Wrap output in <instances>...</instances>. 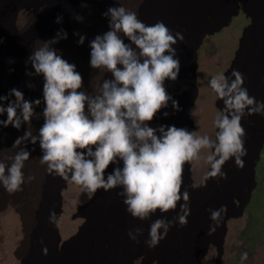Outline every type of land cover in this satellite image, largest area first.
Segmentation results:
<instances>
[{
	"label": "clouds",
	"instance_id": "9594fccd",
	"mask_svg": "<svg viewBox=\"0 0 264 264\" xmlns=\"http://www.w3.org/2000/svg\"><path fill=\"white\" fill-rule=\"evenodd\" d=\"M143 3L144 0H138L136 10H132L118 0L117 6H109L102 13L108 20V30L89 41V65L101 73H111L112 79L91 84L94 95L84 90V77L78 66L64 58L62 49L52 47L68 39V32L61 28L48 40L37 38L40 46L27 57L25 64L31 62V69L26 67L25 74L42 78V98L26 99L18 88H11L7 95L0 94V117L6 115V119L0 118V132L9 126L17 130L28 126L11 147L0 148V187L12 195L35 179L34 175H26L24 169L35 151V147L29 150L28 145L39 143V163L47 166L45 171L79 186L88 201L101 189L107 192L121 188L117 195L123 197L122 203L134 219L147 221L161 213L152 220L149 238L144 241L148 248L155 249L172 227L178 224L183 228L189 223L191 199L184 188L185 165L199 160L203 150L211 149V154L204 156L210 166L205 181H226L228 173L223 167L233 158L235 166L244 169L248 149L242 120L246 116H264V100L258 101L249 94L244 73L233 68L230 75L221 72L208 82L224 104L213 121L217 129L215 139L175 124L151 126L169 102L171 114L183 110L168 92L166 81L179 78L181 60L174 45L185 37L181 32L173 34L162 20L154 24L141 20L139 9ZM81 6L88 7L86 0H81ZM62 19L58 15L56 22ZM74 19L84 21L79 14ZM73 35L79 37L78 45L87 39L86 34L78 31ZM12 62L10 59L9 63ZM27 87L34 89L35 84ZM42 103V110L37 112ZM40 114L43 123L34 134L31 125ZM169 115L163 112L164 117ZM3 139L0 136V143ZM12 148L19 151L8 155ZM110 166L112 170L108 171ZM190 187H207V183ZM207 211L213 221L207 232L211 236L229 208L222 204ZM169 212L177 214L169 219L164 215ZM48 221L57 223L54 209L49 211ZM143 234L142 227L128 231V237L137 244ZM40 242L43 244V240ZM42 253L49 254L46 245ZM248 259L247 252L241 254V264Z\"/></svg>",
	"mask_w": 264,
	"mask_h": 264
},
{
	"label": "bare ground",
	"instance_id": "6f19581e",
	"mask_svg": "<svg viewBox=\"0 0 264 264\" xmlns=\"http://www.w3.org/2000/svg\"><path fill=\"white\" fill-rule=\"evenodd\" d=\"M86 2L88 3L87 8L81 6V0H56L55 2L49 0L43 2L42 0H37V2L0 0V41H2L0 43V87L4 84V80L12 81L8 71L10 70L9 61L12 60V46L14 47V45L20 43L27 47L26 56L23 58L26 66L25 61L33 48L40 46L36 43L37 38L41 40L49 39L50 28L56 25L58 15L63 17L62 26L59 29L63 28L68 32V39L61 40L53 47H59L64 52L80 47V54L78 55L83 54L85 62L87 58L90 59V56L87 57L88 53H86L89 51L88 46L78 45L77 40L79 37L73 35V33L78 31L81 34H86L85 43H89L95 35L107 31L108 27L98 25V27L86 28L85 20L90 17V13L96 7L98 0H86ZM46 6H49L51 10L50 15L44 23L38 26L31 39L22 43L18 27H22L25 22L28 25L31 24L32 15L38 14L40 9ZM241 12H244L251 19V24L244 30L240 51L226 75H230L233 68L244 73L246 78L245 87L248 88L249 94L258 101H262L264 100V0H144V6L139 12L141 20L147 24H154L156 21L162 20L173 31V34L181 32L185 37L183 42L174 45L181 60L179 78L175 82L166 81L168 92L179 101L183 110L171 114L173 109L171 102H169V107L158 113L153 123L162 119V121H167L166 125L175 124L177 127H186L191 131L196 130L191 119V109L198 96L196 75L198 50L206 36L229 26ZM77 14L84 17L83 22L74 19ZM86 63L87 65L83 64L82 66V64L76 62L78 71L92 72L89 62ZM29 66L30 62L27 63L26 67ZM36 78L39 82L36 81ZM20 80V78L13 80L14 88L22 90L26 99L34 100L38 96L37 89L42 87V78L38 76L30 78L31 84L37 82L33 91L28 87L25 88L23 84H19ZM0 94L2 93L0 92ZM217 106L221 110L224 107L223 101L219 100ZM164 111L169 112L170 115L164 117ZM0 118L6 119V115ZM242 124L247 131L245 146L248 149V155L244 157L246 161L245 168L242 170L237 168L234 158L229 160L223 167V170L228 173V179L226 181L220 180L217 183L222 186L223 191L219 192L217 190L203 198L190 197L191 215L186 227L181 228L177 224L170 229L167 238L162 240L158 247L155 249L148 248L144 241L149 238L150 224L152 220L160 217L161 213L157 212L147 221L134 219L122 203L123 197L117 195L122 189H112L108 191L107 195L97 199L99 201L97 209L93 206V212L89 209L87 211L88 218L92 223V231L88 245L76 255L79 264H134L132 261L130 262L131 257L133 255L137 257L142 253L156 255L161 264H200L201 259L206 255L212 244L217 245L219 252L222 253L227 234V221L243 215L257 186L256 168L264 149V116H246L242 120ZM14 129V127L9 126L0 132V136L2 134V137H4L2 143H0V148H5L6 140ZM191 170L192 164H186L184 183L188 184L189 187L193 185ZM48 181L46 186L39 184L38 189H34L32 193L29 192L36 197L35 201L38 208H41L45 215L42 216L44 233L35 235V232L31 231L32 233L28 232L29 234L26 237L27 242L31 244L30 252L32 254L28 258L27 264H73L71 259L73 255L61 258L57 257L56 253L52 255L49 253L47 256L42 253V248L45 245L48 247L45 242L47 236L50 237V231L55 229V225L50 224L48 221L49 212L47 210L51 205V201L55 200V212L57 214L62 212L61 190L67 186V183L59 177L54 178L51 176ZM236 183L238 185L234 187ZM1 188L0 204L10 201L21 205V194L16 192L9 195L3 187ZM201 188L203 187H199V189ZM236 201L239 202L238 208L235 207L237 205ZM222 204L228 205V214L222 220L216 233L209 236L207 232L213 221L209 219L210 213L207 209H217ZM178 211L179 209H177ZM176 214L175 212H169L164 215L171 219ZM136 227L144 229L139 244L128 237V231ZM41 240H43V244H41ZM186 255L188 259L183 260Z\"/></svg>",
	"mask_w": 264,
	"mask_h": 264
},
{
	"label": "rangeland",
	"instance_id": "374dc122",
	"mask_svg": "<svg viewBox=\"0 0 264 264\" xmlns=\"http://www.w3.org/2000/svg\"><path fill=\"white\" fill-rule=\"evenodd\" d=\"M27 1L37 2V0ZM43 1L48 0H42V2ZM49 1L55 2L56 0ZM122 2L126 7H131L132 10H136L138 0H122ZM117 3L118 0H98L96 7L90 13V17L85 20L86 28L90 29L94 26L98 27V25H106L108 27V20L102 16V13L106 11L109 6H117ZM143 6L144 3L141 7L143 8ZM141 7L139 12L142 10ZM42 8L43 11L40 10L38 14L32 15L33 19L31 24L28 25L27 22H25L23 25L24 27H18L22 43L30 40L36 33L38 26L44 23L46 18L50 15L51 10L49 6ZM250 24L251 19L248 18L244 12H241L233 19L229 26L224 27L222 30L212 35L206 36L198 50V68L196 71L198 96L191 109V119L196 127L195 131L200 135H209L211 138L215 139L217 129L213 121L216 114L221 110L217 106L219 99L209 87L208 82L212 76L221 72L226 74L231 69L233 62L236 60L237 53L240 51L244 30ZM61 26L62 22L56 23L55 26L50 28L49 39L56 35ZM83 46H88L87 48L89 51L86 53H88L87 57L88 55L90 56L89 43L86 42ZM56 48L60 49L59 47ZM75 48L74 50L69 49L67 52L63 51L64 58L75 64L77 62L82 64V66L83 64L87 65L86 62H89L88 60L90 59L87 58L85 62L83 54L78 55L80 54V47ZM26 49L27 47L20 43L14 45V47L12 46V61L14 62L9 63V67L15 71L10 72V70H8L9 77L12 81L4 80V84L0 87V92L3 95H7L9 90L15 87L13 80H16V78L21 79L19 84H23L25 88L30 84V78L33 76L25 74L26 66L24 65L23 59L24 56H26ZM27 68L29 70L31 69V62L30 66ZM80 72L84 77L86 86L84 90L88 92L89 95L95 94L91 84L102 81L103 79H112L111 73H101L96 69H92V72L87 73L86 71ZM36 81L39 82L37 78ZM31 90L33 91V89ZM37 90L38 96H36V98H42V87ZM42 108L43 103L40 108H37V112H40ZM166 122V120L162 121V119H159L154 123L152 121L151 126L158 128L159 125L165 124ZM42 123V114L33 119L31 130L34 134ZM27 127L28 126L25 124L22 125L21 130L14 129L6 140L5 148L11 147L15 139L23 135V131ZM21 147H23V145H21ZM33 147H35V151L31 153L32 158L25 162L24 171L26 175H34L35 179L30 184L26 183L22 185L23 190L17 192L21 194L22 197L21 205L10 201L0 204V264H27L28 258L32 256L30 252L31 244L26 240L29 234L28 232H35V235L37 233H44L42 216L45 215V212L43 213L41 208H38L35 201L36 197L29 192L32 193V191L38 189L40 185L46 186L52 175H48L45 171L46 165H41L39 163V157L42 155L39 143L34 146L31 144L28 145L29 150ZM18 151V148H12L7 154L14 155ZM211 152V149L203 150L201 158L192 162L191 171L193 185L199 186L206 182L205 177L210 170V166L204 160V156L210 155ZM110 169L111 166L108 171H110ZM207 181V187L201 189H199V187L195 189L190 188L188 184L185 183L184 188L190 192V197L193 198H203L217 190H219V192L223 191L222 186L217 184L215 178H209ZM256 181L257 186L243 215L227 221V234L222 253L219 252L217 245L212 244L206 255L201 259L200 264H241L240 257L244 252H247L249 255V259L245 261L244 264H264V149L256 168ZM237 185L238 183H236L234 187ZM0 190H2L1 187ZM107 193L108 191L105 192L101 189L92 200L88 201L86 194L79 186L67 183V186L61 190L62 212L57 214V223L54 226L55 229L50 231V237L47 236L45 241L51 255L56 253V256L61 258L71 257V255H73L71 258L73 264H79L76 255L79 254L82 248L88 245L92 231V223L88 218L87 211L89 209L93 212L94 208L97 209L99 203L97 199L104 197ZM236 202L237 205L235 207L238 208L239 202ZM55 203V200L51 201V205L47 212L55 208ZM203 218L205 219V217ZM187 259L186 255L183 260ZM131 261L134 264H161L160 259L156 255H149L146 253H142L137 257L133 255L130 259V262Z\"/></svg>",
	"mask_w": 264,
	"mask_h": 264
}]
</instances>
